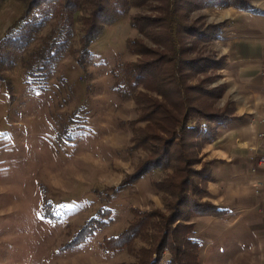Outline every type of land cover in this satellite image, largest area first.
Segmentation results:
<instances>
[{"label":"rangeland","instance_id":"374dc122","mask_svg":"<svg viewBox=\"0 0 264 264\" xmlns=\"http://www.w3.org/2000/svg\"><path fill=\"white\" fill-rule=\"evenodd\" d=\"M27 1L0 0V39L22 15ZM244 1L264 8V0ZM149 5L132 8L107 26L81 61L85 13L80 12L71 50L46 86L29 84L25 62L57 27V22H52L6 72L7 80H0V264H137L142 249L154 246L147 239H138L133 249L120 253L101 248L105 237L116 236L129 226L133 208L167 213L165 195L155 183L171 171L157 170L118 193L113 190L149 154L143 148H133L134 128L146 126L134 124L140 115L135 101L122 100L114 89L116 74L138 59L127 46L128 39L142 37L131 25L132 16L158 15L153 12L158 4ZM234 8H203L188 21H197L199 27L222 25L220 38L223 30L227 36L233 28ZM217 41L202 44V54L222 57ZM145 42L155 48L149 39ZM221 71L215 86H227ZM224 96L216 107L222 109L231 102ZM202 154L208 160L203 150ZM44 203L54 216L52 220L43 216ZM107 210L111 214L105 218L107 226L85 244L60 250L88 220L100 218Z\"/></svg>","mask_w":264,"mask_h":264},{"label":"trees","instance_id":"16d2710c","mask_svg":"<svg viewBox=\"0 0 264 264\" xmlns=\"http://www.w3.org/2000/svg\"><path fill=\"white\" fill-rule=\"evenodd\" d=\"M152 3L158 4L153 7L158 15L137 14L131 18L132 27L142 37L128 39L127 46L138 59L123 66L114 84L122 100L135 101L140 115L134 124L146 123L144 128H134L133 148H143L149 154L113 190L118 193L157 170L171 171L155 183L165 195L167 213L133 208L129 226L116 236L105 237L101 248L107 253H120L133 249L138 239H147L154 246L148 251L142 249L137 264H201L202 243L195 238V220L227 213L209 200L214 161L205 160L202 150L235 118V106L228 102L222 109L216 107L227 86L213 83L220 76L218 71L224 69L226 58L203 55L200 48L219 38L222 25L199 27L197 21L188 20L203 8L234 6L249 10L254 8L251 4L244 0H28L22 15L0 39V80H7L6 72L16 66L18 58L52 22L56 21L57 27L25 62L29 84L46 86L71 50L80 12L85 15L81 20L79 61L90 53L91 45L107 26L117 23L132 8H150ZM147 39L155 48L146 44ZM45 207L46 203L43 216L52 220L53 214ZM107 211L100 218L88 220L60 250L75 249L95 236L107 226L105 218L111 216Z\"/></svg>","mask_w":264,"mask_h":264},{"label":"crops","instance_id":"0c3cea01","mask_svg":"<svg viewBox=\"0 0 264 264\" xmlns=\"http://www.w3.org/2000/svg\"><path fill=\"white\" fill-rule=\"evenodd\" d=\"M233 11V28L227 36L223 30L217 42L226 58L224 98L234 104L235 118L203 149L214 161L210 201L227 213L195 220L201 264H264V213L257 194L262 172L253 171L254 159L264 153L258 137L264 132V8Z\"/></svg>","mask_w":264,"mask_h":264},{"label":"built area","instance_id":"2783aa9c","mask_svg":"<svg viewBox=\"0 0 264 264\" xmlns=\"http://www.w3.org/2000/svg\"><path fill=\"white\" fill-rule=\"evenodd\" d=\"M264 76V72L262 73ZM259 139L262 141L261 147L264 149V132H261L258 134ZM255 167L253 168V171H261L262 172V178L257 183V194L260 198V210L262 213H264V153L257 156L254 159Z\"/></svg>","mask_w":264,"mask_h":264}]
</instances>
